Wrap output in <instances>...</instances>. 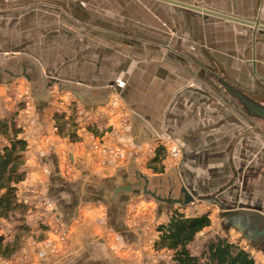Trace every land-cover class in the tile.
Wrapping results in <instances>:
<instances>
[{"label":"crops","instance_id":"obj_1","mask_svg":"<svg viewBox=\"0 0 264 264\" xmlns=\"http://www.w3.org/2000/svg\"><path fill=\"white\" fill-rule=\"evenodd\" d=\"M179 1L264 24V0ZM24 85L19 188L37 189L63 224L34 230L56 247L38 264H153L148 229L198 198L217 208L220 235L264 264V121L232 90L264 103V31L161 0H0L1 118ZM55 88L106 125L61 133L55 113L74 112L57 108ZM121 124L111 137L126 157L100 168L93 143ZM169 138L181 158L163 169Z\"/></svg>","mask_w":264,"mask_h":264},{"label":"trees","instance_id":"obj_2","mask_svg":"<svg viewBox=\"0 0 264 264\" xmlns=\"http://www.w3.org/2000/svg\"><path fill=\"white\" fill-rule=\"evenodd\" d=\"M17 111L0 117V140H3L0 142V219L18 223L13 241L0 236V259L16 253L21 246V234L31 230L26 223L29 206L18 194L19 184L27 175L25 162L29 142L22 135V126L17 123ZM55 119L61 133L76 138L74 114L67 117L64 113H55ZM163 153L162 147H159L156 156L148 162V167L154 171L162 170L157 165L162 164ZM211 224L209 212L189 216L174 209L166 221L157 227L154 249L171 253L168 261H160L159 264H256L254 255L246 247L217 233L210 235L198 250H194L192 246L197 235Z\"/></svg>","mask_w":264,"mask_h":264},{"label":"rangeland","instance_id":"obj_3","mask_svg":"<svg viewBox=\"0 0 264 264\" xmlns=\"http://www.w3.org/2000/svg\"><path fill=\"white\" fill-rule=\"evenodd\" d=\"M53 98L56 100V106L60 110H66V111H73L74 117L76 121V134H88V124L91 123L94 126H97L98 128L103 127L105 124H99L97 125L96 121H94L96 118L99 117V114H88V115H82V108L77 107L75 103H72L71 101V95L67 91L54 89L52 92ZM10 99L15 103L16 106L15 112L17 111L16 119L17 123H21V116H23V112L30 109L31 104V93H30V87L28 85H24L19 93H13L10 96ZM20 107V109H18ZM68 110H67V109ZM62 110V111H63ZM14 112V111H13ZM58 112V111H55ZM59 113V112H58ZM62 113L65 114L63 111ZM90 115V118H88ZM92 121V122H90ZM125 123V122H124ZM128 125L121 124L118 127L117 126H108L104 127L102 130L103 133H101V137L96 141V143H93V156L94 159H96V163L100 168H104L109 164V161L113 158H125L126 157V151L121 146V144L115 140L112 139L111 135H113L115 138H119L124 134L125 128H127ZM264 127V126H263ZM109 129V130H108ZM249 129V125L245 127V130L247 131ZM106 130L109 133H105ZM253 130V129H252ZM251 132V131H250ZM103 134V135H102ZM105 134V135H104ZM98 135V134H97ZM89 136V134H88ZM3 140H0V142ZM165 143V150L168 152L166 163L163 167L165 169L170 164L174 165L176 164L180 158H181V150L178 148L177 144L172 139H166L164 140ZM96 146H100V148H96ZM153 147L148 149V152L144 156V162L143 164L146 165L147 159L151 158L154 148ZM172 148H176L179 152L178 156H174L171 152ZM153 150V152H152ZM114 151V152H111ZM119 156V157H116ZM252 163V164H251ZM160 166V165H157ZM256 166V163H253L251 160H247L245 157V169L250 167L253 168ZM256 168V167H255ZM240 169V168H239ZM242 169V168H241ZM242 174V173H241ZM240 174V175H241ZM240 184V182H238ZM238 184V185H239ZM18 191L19 197L21 200H23L26 204L29 206V213L27 216L26 223L30 226L31 230L29 232L21 234V242H20V248L19 250L14 253L9 258H2L4 259H17L18 257H21L25 254H36L38 250V246L41 244V239L39 238V233H35L34 230H41L42 231H49L52 229L55 216H58L55 213V210L53 209L50 204L45 201L42 196L40 195V192H38L37 189L32 187H25L23 189H20ZM240 190V189H239ZM234 188L232 185L228 187V192H233ZM236 192H238L237 189H235ZM242 192V191H241ZM205 200H200L199 198L197 200H193V202L189 203L186 206H180L177 209H179L181 212H183L186 215L191 216V214H195L198 212H209L211 215L214 216V225L212 227H207L203 231H201L193 244V249L198 250L201 247V244L203 241L208 238L210 235L219 233L218 229H220L218 222L215 221V218L218 219V210L217 208L210 204H207L204 202ZM59 218V217H58ZM60 220V219H59ZM18 223L16 221L7 220V219H0V236H4L7 241H13L15 239V236L17 235V228L16 226ZM151 229V230H150ZM151 232L148 233V235H155L154 238L150 241L151 247L153 249V264H159L160 261H168L171 253L165 250L157 251L154 249V242L158 236V232L156 229V225L152 224L151 228H149ZM40 232V231H38ZM19 232L18 234H20ZM220 234V233H219Z\"/></svg>","mask_w":264,"mask_h":264},{"label":"water","instance_id":"obj_4","mask_svg":"<svg viewBox=\"0 0 264 264\" xmlns=\"http://www.w3.org/2000/svg\"><path fill=\"white\" fill-rule=\"evenodd\" d=\"M161 1H165L168 3L174 4V5L180 6V7L188 8L190 10L197 12V13H204V14H208V15H213L216 17L232 20L234 22L241 23L244 25H248L251 27H257L260 30L264 31V24H260L256 21H253V20H246V19H243V18H240L237 16L224 14V13L217 12V11H214V10H211L208 8H204V7H201L198 5L182 2L179 0H161ZM232 90L237 96H239L241 98V100L245 104V110H246L247 114H249L253 118L260 119V120L264 121V103L256 100L255 98H253L252 96H250L246 93L243 94L241 92L236 91V89H232Z\"/></svg>","mask_w":264,"mask_h":264},{"label":"built area","instance_id":"obj_5","mask_svg":"<svg viewBox=\"0 0 264 264\" xmlns=\"http://www.w3.org/2000/svg\"><path fill=\"white\" fill-rule=\"evenodd\" d=\"M71 100H72L71 102L75 103L77 107L82 108V115L90 114L89 112H87L83 108L82 104L78 100H76L74 98H71ZM88 118H90V115ZM96 148H100V150H101L100 146H96ZM111 152H114V151H111ZM171 152L173 153L174 156H178V154H179V152L176 148L175 149L172 148ZM55 217L56 218L54 219L53 226H55V227L59 226L60 229L62 230L63 224L61 223V221L59 220V218L57 216H55ZM61 236H62L61 239L64 240L65 235L61 234ZM54 247H55V244L49 240V241L45 242L44 244H40L38 246V250H37L36 254H25V255L18 257L17 259H14V260L4 259V260L0 261V264H38L35 256L37 255V257H44L47 254V250H49L50 248L56 249V247L55 248Z\"/></svg>","mask_w":264,"mask_h":264}]
</instances>
